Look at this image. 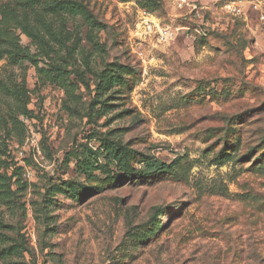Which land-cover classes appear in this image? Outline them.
<instances>
[{
    "label": "rangeland",
    "instance_id": "374dc122",
    "mask_svg": "<svg viewBox=\"0 0 264 264\" xmlns=\"http://www.w3.org/2000/svg\"><path fill=\"white\" fill-rule=\"evenodd\" d=\"M73 1L99 23L101 51L80 19L66 22L70 38L53 63L68 88L0 60L1 82L25 78L32 112L18 117L0 90V145L24 184L0 207L22 255L0 264H264V0H233L238 13L222 10L226 0H192L186 16L170 0H153V11L139 0ZM6 7L23 18L14 0H0L3 25ZM143 12L173 38L142 41L134 23ZM108 70L123 80L98 90ZM84 156L99 168L91 176L78 170Z\"/></svg>",
    "mask_w": 264,
    "mask_h": 264
},
{
    "label": "trees",
    "instance_id": "16d2710c",
    "mask_svg": "<svg viewBox=\"0 0 264 264\" xmlns=\"http://www.w3.org/2000/svg\"><path fill=\"white\" fill-rule=\"evenodd\" d=\"M14 2L23 10L24 15L23 18H19L14 10L8 7L1 12L2 19L7 24L3 25L0 22V60L7 61L11 66H21L24 62H27L38 75L39 84H58L68 88L70 84H68L65 69L53 63L56 49H64L67 40L70 38L64 28L66 22L80 19L88 27L90 33L86 36L96 51H101V49L95 41L92 31L99 27V23L82 3L73 0H14ZM138 2L141 7L151 11L157 6L156 1L153 0H139ZM29 14H33V20L28 17ZM15 30H20L30 40V43L36 47V53H31L29 48L20 44L19 36L15 34ZM69 51L74 52L75 47L73 46ZM41 58L48 59V68L39 66ZM122 80L123 76L119 71L108 70L100 76L97 89L105 91L121 83ZM0 90L8 92L9 96L15 100L18 117L32 118V112L28 109L29 91L24 77L19 84L14 85H7L0 81ZM17 116H10L12 127L24 128L23 123L18 120ZM105 151L111 161L117 163L120 167L126 164L124 155L118 149L105 147ZM76 159L79 161V158ZM10 160L7 147L0 145V207L4 209H10L16 201L15 192L12 188H24L21 179V167H15L11 174H8L13 159ZM93 161V158L84 156L77 164L79 172L91 176L93 169H99L94 167ZM146 166L154 170L166 169V166L160 163L149 162ZM54 188L56 192H61V188L57 186H54ZM8 229H10V226L6 222L3 213H0V259L3 261L8 260L10 257L18 258L22 255L16 245L9 243L11 238L6 233Z\"/></svg>",
    "mask_w": 264,
    "mask_h": 264
},
{
    "label": "built area",
    "instance_id": "2783aa9c",
    "mask_svg": "<svg viewBox=\"0 0 264 264\" xmlns=\"http://www.w3.org/2000/svg\"><path fill=\"white\" fill-rule=\"evenodd\" d=\"M170 2L174 10L180 12L183 16L195 11L194 2L192 0H170ZM221 6L222 10L227 13H238L240 11L237 2L233 0H226ZM134 27L142 29L143 33L140 38L144 42L149 41L156 44H165L174 36L172 31L164 29L160 24L155 22L151 14L147 12L138 15Z\"/></svg>",
    "mask_w": 264,
    "mask_h": 264
}]
</instances>
